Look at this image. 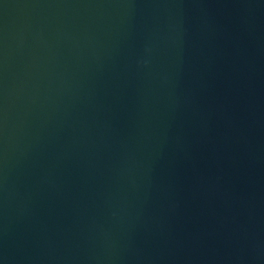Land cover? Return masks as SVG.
<instances>
[{"label": "water", "instance_id": "water-1", "mask_svg": "<svg viewBox=\"0 0 264 264\" xmlns=\"http://www.w3.org/2000/svg\"><path fill=\"white\" fill-rule=\"evenodd\" d=\"M0 264H264V0H0Z\"/></svg>", "mask_w": 264, "mask_h": 264}]
</instances>
